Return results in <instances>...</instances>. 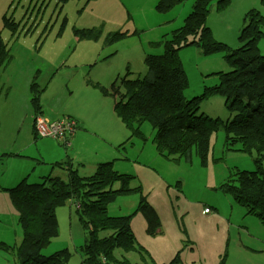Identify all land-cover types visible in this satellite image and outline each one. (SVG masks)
Wrapping results in <instances>:
<instances>
[{
  "label": "rangeland",
  "instance_id": "1",
  "mask_svg": "<svg viewBox=\"0 0 264 264\" xmlns=\"http://www.w3.org/2000/svg\"><path fill=\"white\" fill-rule=\"evenodd\" d=\"M160 1L0 0V37L12 58L5 67L7 69L2 79L9 83L13 72L17 81L19 73H36L33 69L40 67L45 83L49 75L59 68L60 74L55 79L57 85L48 86L53 90L52 95H69L71 79L75 85L79 83L97 91L100 108L86 130L99 138L85 136L71 143L70 151L76 158L86 159L78 160L76 167L73 165L74 171L81 181L92 178L96 169L105 173L106 180L111 183L102 192L110 194L101 204L107 203L105 208L109 216L132 214L137 210V201L145 198L153 207L160 224L154 223L152 231L156 228V234L152 238L146 233L147 225L143 223L142 215L136 213L130 220L133 246L126 248L112 242L109 239L111 233L104 231L94 236L92 251L95 255L109 251L106 255L109 264H264V227L225 190L231 172L256 170L253 159L240 151L241 145L231 138L227 140L224 133V127L235 116L227 111L225 98L217 90L221 79L218 75L222 76L231 69L225 52L207 53L201 43L199 46L191 45L193 38L188 41L186 38L188 45L178 51L187 80L184 99L186 102L198 99V114L208 117L213 123L208 135V150L203 156L195 145L189 148L187 158L170 152H158L153 144L154 130L148 123H143L138 132L132 133L120 121V125L108 122L113 101L124 92L119 84L120 77L127 72L130 73L129 79L144 77V58L162 54L160 39L184 27L194 0ZM165 2L171 6L163 8ZM250 11L264 16V0H227L221 8H218L215 0H211L205 8L204 27L208 29L212 41L230 50L237 49L246 42L239 36L246 26L244 17ZM4 19L9 22L7 27L4 26ZM11 23L18 25L17 30L11 31ZM89 29L90 34L100 30L99 37H86ZM116 32L124 33V36L115 37L118 40L107 43L114 39L107 36ZM255 47L257 54L264 56V36L256 40ZM114 51L116 55L105 60V56ZM71 55L78 58L76 67ZM95 60L97 64L93 66ZM102 73L107 78L105 85L91 82ZM66 79H70L67 85ZM114 82L120 87L117 94L113 93ZM36 83L42 87L40 80ZM206 88L209 97H204ZM17 111L14 103L0 108L3 117L0 148L7 155H12L0 157V161L9 160L8 165L2 168L18 169L11 166V160L24 158L26 162L30 158L31 169H36L40 160H45L48 155L47 149L52 146L33 144L30 149L24 148L23 145L31 138L24 140L22 129L17 135V126L8 119L11 113ZM24 130L29 136L27 124ZM117 139L121 143L114 149L126 153L131 159L130 163L121 161L122 153L117 156V152H111L108 143ZM36 142L48 143L46 139ZM85 162L92 170L84 172L77 169L83 167ZM111 169L118 174L112 175ZM146 172L153 175L147 177ZM117 175L127 180H116ZM54 178L49 174L43 175L37 179L40 180L37 184ZM6 193L9 191L0 186V194ZM108 198L111 199L109 203ZM79 199L72 197L67 201L73 212L71 224L64 214H58L57 220L55 208L57 233L53 238L49 237L48 245L39 251L42 257L68 252L70 257L67 264L82 263L77 252L85 250L91 237L88 235L87 245L80 248L85 244V233L76 213ZM88 201L94 203L95 199L89 198ZM27 202L30 205L39 200L29 198ZM101 209L104 210V207ZM12 214L17 221V212L12 203L9 202V212H6V207L0 202V264H27L28 256L24 261L20 258L24 255L20 250L21 239L17 243L7 234L13 226L10 221ZM114 224L108 223L109 226ZM72 244L77 247L76 254Z\"/></svg>",
  "mask_w": 264,
  "mask_h": 264
},
{
  "label": "trees",
  "instance_id": "2",
  "mask_svg": "<svg viewBox=\"0 0 264 264\" xmlns=\"http://www.w3.org/2000/svg\"><path fill=\"white\" fill-rule=\"evenodd\" d=\"M161 0L160 3H162ZM167 1V0H165ZM211 0H194L190 14L185 20L184 27L173 30L168 36L160 40L163 52L160 55H147L144 58L146 73L141 79H129L127 72L120 77L119 84L124 92L115 99L113 113L132 133L139 131L143 123H148L154 130L153 144L160 152L179 154L183 158L189 156V148L195 145L202 156L208 150V135L212 131L213 123L208 117L198 114V99L186 102L183 92L187 80L178 57V51L188 45L189 38H193L191 45L201 43L207 53L223 51L231 64L228 73L221 77L217 90L225 98V108L234 114V120L224 127L226 139L241 145L240 151L253 159L255 171H235L229 174V184L225 190L235 202L245 207L246 211L255 216L264 227V56H259L255 42L264 36V16L256 11L248 12L239 39L246 42L237 49L230 50L220 43L211 40L208 29L204 27L205 8ZM218 8L223 7L227 0H215ZM160 5V4H159ZM171 6L167 2L163 8ZM9 22L4 19V26ZM11 31L17 30L18 25L11 23ZM91 35L97 39L100 30ZM124 36L116 32L107 36L111 43ZM196 37V41L194 38ZM187 38V41H186ZM198 41V42H197ZM10 59L9 50L0 37V67ZM112 84L113 93H119L120 87ZM30 104L34 115L40 112L39 94L41 89L35 81L30 84ZM207 88L204 97H209ZM56 167L67 172V180L59 178L47 179L40 184H29L25 180L9 189V199L17 212V225L21 233V247L29 257L27 264H67L70 253H55L49 257H42L40 250L45 248L57 233L54 210L66 203L72 197H80L78 201L79 224L85 233V244L90 235V243L80 253L81 264H109L107 254L103 251L95 255L92 251L94 236L100 232L111 233L109 239L126 248L133 246V234L130 220L136 213H140L147 225L146 233L155 237L152 227L160 224L153 207L145 198H140L134 213L111 217L106 212L107 203L101 201L110 193L102 190L111 182L106 180L103 171L96 169L94 176L88 180L78 179L70 161L55 163ZM112 175L115 173L110 170ZM126 179L117 175V179ZM126 193V192H122ZM38 199V203L30 204L27 199ZM95 199L94 203L88 201ZM111 201L108 198V203ZM104 207V210L101 209ZM109 222H115L109 226ZM44 235H48L44 237ZM35 246L34 251L31 252ZM79 249V248H78ZM20 254V253H19ZM101 254V255H100ZM22 256V255H21ZM22 259V257H20ZM104 261H103V260ZM151 259V257H150ZM127 264V263H121Z\"/></svg>",
  "mask_w": 264,
  "mask_h": 264
},
{
  "label": "crops",
  "instance_id": "3",
  "mask_svg": "<svg viewBox=\"0 0 264 264\" xmlns=\"http://www.w3.org/2000/svg\"><path fill=\"white\" fill-rule=\"evenodd\" d=\"M166 35H163L162 37H165ZM161 40V39H160ZM116 51L111 52L105 56V60L112 58L114 55H116ZM12 58L8 60V62L0 67V108L1 107H8L10 104H15L17 107V113H11V116L8 117L13 122V125L16 127V134L20 135L21 129L23 130V137L24 140L26 138H31L30 142H27L25 145H23L24 148L30 149L33 144H40V145H49L52 146L47 149V156H45V160H40L38 164V168L31 169V162L30 158L27 159L25 162L24 158L19 160H11V166H17L18 169L15 168H9L7 170H3L4 165H8V161H0V186L2 188H5L6 190L14 188L18 183L25 180L29 184H35L40 182V180H37L43 175L49 174V176H54L56 178H59L63 181L67 180V172L56 167L55 163H63L66 161H70L72 163V167L74 169V166L76 167V163L78 160H86L84 158H76L73 151H70L71 149V143L77 142L79 139H82L85 136L98 139L94 133L88 132L86 129L91 126V122L94 121V116L97 112V110L100 108V100L99 95L97 91L93 88L86 87V86H80L79 83L75 85V82L73 79H66L65 85L69 83V95L65 96H54L52 95V88H48L50 84H56L55 82L56 77L60 74V69H55L49 77L46 79L44 83V77L41 76V69L40 67H36L33 70H36V73L34 71L30 72V74L25 73H19V78L16 81V79L13 76V72H11V78L9 83H5L2 79L4 71L7 69L5 68L6 65L11 61ZM101 59V57H100ZM71 60L76 67V62L78 61V58L73 57L71 55ZM63 60L60 63V66H62ZM97 64V60L94 61L93 66ZM38 70V71H37ZM119 76V75H118ZM95 80H92L91 82L98 83L100 85H105L107 82V78L104 76V74H98L96 76ZM40 80L42 87L41 93L39 94L40 99V112L36 115H34L30 99H31V93H30V84L32 81H38ZM18 84L17 88L15 87V84ZM58 94V90H57ZM114 105V101L112 103ZM2 115L0 113V125L2 120ZM36 118H42L46 120L48 123H57L62 120H72L74 121V125L72 127V130L66 132L62 138L59 140L45 137L43 139H46L48 143L42 144L37 143L36 140H43V139H37L40 138L37 136L35 131V119ZM110 124H118L119 120L115 117L113 113V107L112 112L109 117ZM27 124L28 130H29V136L26 135L24 130V125ZM120 125V124H118ZM14 126V127H15ZM67 142V146L64 145V143ZM2 143V142H1ZM121 141L119 139L113 141V143H108L109 148L111 149L112 153H122L120 150L117 151L114 149L115 146L119 145ZM67 151H70L69 154H66ZM5 150L0 148V157H8L12 155H7L4 153ZM4 154V156H2ZM6 154V155H5ZM123 156L121 158V161H125L126 163H130L131 159L126 155V153H122ZM119 160V159H118ZM74 165V166H73ZM83 167L77 168L78 170L81 169L84 172H87L89 170H92L89 168V163L85 162L82 165ZM43 169L42 171H38L37 169ZM76 169V170H77ZM77 170V172H78ZM94 171V170H93ZM117 173V172H116ZM153 175L152 172H146L147 177H151ZM37 180V181H36ZM32 182V183H30ZM141 186V185H138ZM152 191V189H151ZM150 191V192H151ZM139 199V198H138ZM0 202L6 207V212H9V196L8 193L6 194H0ZM138 202V201H137ZM71 205L66 203H63L59 206H57L56 210V217L58 220V214H64L67 217V220L70 221V224L72 222V210L70 209ZM143 223L145 224L144 219L142 218ZM10 221L12 222V228L11 231H7V234L10 235L14 240L19 243L21 239V233L20 229L17 225V221L15 217L12 214V217L10 218ZM70 232V230H69ZM155 238V237H152ZM72 250H74V254H76V246L75 244L71 245Z\"/></svg>",
  "mask_w": 264,
  "mask_h": 264
},
{
  "label": "built area",
  "instance_id": "4",
  "mask_svg": "<svg viewBox=\"0 0 264 264\" xmlns=\"http://www.w3.org/2000/svg\"><path fill=\"white\" fill-rule=\"evenodd\" d=\"M74 125L72 120H62L57 123H48L42 118L35 119V131L38 136V133L41 132L42 136L40 138L50 137L59 140L64 136V134L70 130ZM67 142L64 145L67 146Z\"/></svg>",
  "mask_w": 264,
  "mask_h": 264
},
{
  "label": "bare ground",
  "instance_id": "5",
  "mask_svg": "<svg viewBox=\"0 0 264 264\" xmlns=\"http://www.w3.org/2000/svg\"><path fill=\"white\" fill-rule=\"evenodd\" d=\"M38 136H40V137L42 136L41 132L38 133ZM236 203H237L238 205H240L238 202H236ZM24 257H25V256L23 255V257H22V261H24Z\"/></svg>",
  "mask_w": 264,
  "mask_h": 264
},
{
  "label": "clouds",
  "instance_id": "6",
  "mask_svg": "<svg viewBox=\"0 0 264 264\" xmlns=\"http://www.w3.org/2000/svg\"><path fill=\"white\" fill-rule=\"evenodd\" d=\"M205 211V210H204Z\"/></svg>",
  "mask_w": 264,
  "mask_h": 264
}]
</instances>
